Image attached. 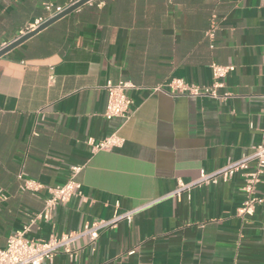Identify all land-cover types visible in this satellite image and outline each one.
Returning a JSON list of instances; mask_svg holds the SVG:
<instances>
[{
    "label": "crops",
    "instance_id": "0c3cea01",
    "mask_svg": "<svg viewBox=\"0 0 264 264\" xmlns=\"http://www.w3.org/2000/svg\"><path fill=\"white\" fill-rule=\"evenodd\" d=\"M46 1L72 0H0V42L47 16ZM212 63L234 66L226 100L150 93L171 77L209 84ZM120 79L137 86L128 117L107 120L103 86ZM112 132L120 146L91 152L90 138ZM263 140L264 0H91L0 56V247L48 196L21 190L17 174L54 186L80 164L81 194L26 237L156 202L102 232L95 251L81 239L74 258L41 264H264V174L251 212L242 172L167 195Z\"/></svg>",
    "mask_w": 264,
    "mask_h": 264
},
{
    "label": "built area",
    "instance_id": "2783aa9c",
    "mask_svg": "<svg viewBox=\"0 0 264 264\" xmlns=\"http://www.w3.org/2000/svg\"><path fill=\"white\" fill-rule=\"evenodd\" d=\"M75 1L72 0L69 4ZM69 4L60 6L46 1L44 7L48 11V15L35 19L24 28L21 34L33 30L46 18L62 11ZM214 29L215 23L212 21L206 34L212 37ZM7 43L0 42V48L4 47ZM210 67L211 82L209 84L197 85L187 82L182 77H171L163 84L151 86L149 88L150 93L163 92L169 95L203 96L217 100H226L231 94L224 90V80L227 74L234 69V66L212 63ZM103 87L107 95L105 109L102 113L104 118L110 120L114 117H128V109L132 104L128 90L137 86L129 80L120 79L116 82L107 80ZM123 141L124 139L117 132H112L98 140L90 138L88 144L90 145L91 152H95L118 147ZM82 167L83 165L80 164L71 165L68 178L63 183L54 186L43 185L37 180L26 177L23 172L17 174L21 190L38 191L44 187L48 192V196L45 198L42 208L32 214L29 222L21 229L15 230L7 238L6 244L0 247V264H41L43 260L52 259L59 251L67 253L71 258H74L77 251V243L81 239L86 240L87 246L91 251H95L97 239L102 232L115 227L121 221L130 223L135 213L156 202V199L149 200L134 208L122 212L116 211L108 218L85 221L76 230L62 234H52L47 239L26 237L25 233L29 230L31 223L37 220H49L57 205L67 203L72 196L81 194V184L77 180V175ZM238 172H242L243 174L245 181L242 190L247 194V199L243 203L241 211L251 212L254 204L262 201L261 198L251 194L264 174V140L259 144L253 145L249 153L243 154L238 159L227 161L217 170L208 173L201 170L197 180L183 181L178 178L175 187L167 195L179 197L182 192L189 191L195 186L216 183L219 178H230ZM5 199H7L6 194L0 191V201H4ZM132 252V250L129 251V253Z\"/></svg>",
    "mask_w": 264,
    "mask_h": 264
},
{
    "label": "water",
    "instance_id": "95a60500",
    "mask_svg": "<svg viewBox=\"0 0 264 264\" xmlns=\"http://www.w3.org/2000/svg\"><path fill=\"white\" fill-rule=\"evenodd\" d=\"M88 1H90V0H76L75 2H73V3L69 4L68 6H66L62 11L54 14L53 16H50V17L46 18L43 22H41L33 30L25 32L24 34H20L18 37L8 41V43L4 47L0 48V56L5 54L7 51L11 50L12 48L16 47L17 45H19L20 43L25 41L27 38H29L32 35H34L35 33H37L38 31H40L43 28L47 27L48 25H50L51 23H53L57 19L63 17L64 15L68 14L69 12L77 9L81 5L87 3Z\"/></svg>",
    "mask_w": 264,
    "mask_h": 264
}]
</instances>
